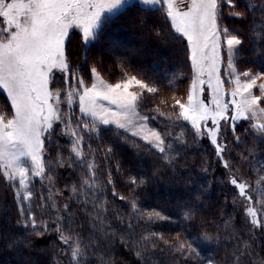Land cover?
<instances>
[{
  "label": "trees",
  "instance_id": "obj_1",
  "mask_svg": "<svg viewBox=\"0 0 264 264\" xmlns=\"http://www.w3.org/2000/svg\"><path fill=\"white\" fill-rule=\"evenodd\" d=\"M244 1L235 0V10L244 12L243 17L229 15L232 9L225 6L219 23L242 41L236 55L239 69L264 73V0ZM66 56L87 82L96 67L108 80L128 72L157 86L159 95L146 94L139 110L171 147L160 153L114 126L98 127L79 133L82 164L70 151L72 141L56 125L44 140L45 175L52 177L65 211L59 214L46 205L40 181L31 186L34 207L25 209L23 216L10 198L0 226V264H242L251 246L249 232L264 258V228L249 229L246 201L229 182L227 168L208 139L198 136L188 122L169 119L173 110L159 103L166 99L171 105L174 95L184 100L192 75L187 42L172 30L165 14L128 5L101 26L88 46L80 34H71ZM57 74L50 82L52 90L61 89ZM0 102L11 116L2 91ZM248 125L240 121L223 142L226 159H247L249 168L242 170L255 179L254 160L264 165V135L252 133ZM88 162L95 165L97 188L83 185ZM154 211L167 219L149 220L147 214ZM28 215L43 235L37 236L31 223H25ZM58 227L71 237L67 244ZM177 237L194 240L196 253L181 254L168 247ZM77 246L82 255L74 262L71 251Z\"/></svg>",
  "mask_w": 264,
  "mask_h": 264
},
{
  "label": "snow or ice",
  "instance_id": "obj_2",
  "mask_svg": "<svg viewBox=\"0 0 264 264\" xmlns=\"http://www.w3.org/2000/svg\"><path fill=\"white\" fill-rule=\"evenodd\" d=\"M141 2L145 5L161 6L159 10L165 13L172 29L187 40L196 73L188 89L186 101L174 95L171 98L174 103L168 105L166 99H161L160 105L173 110L169 119L174 116L177 120L189 122L197 135L206 133L216 148V155L221 157L225 151L218 141L221 121L264 117V107L260 106L264 102V82L257 84L258 80H264V74L237 72L233 58L238 55V46L242 41L219 23L225 6L232 9L229 15L238 18L243 17L244 12L235 10L238 7L235 0ZM126 3L127 0H0V21L3 23L0 26V90L6 93L12 110L10 117L0 111V175L8 181L18 183V200L28 202L33 198V192L29 188L33 177L52 179L50 175H45L42 137L45 133L52 134L53 123L62 119L58 107L60 93L58 90L53 92L49 87L54 69L65 74V83L70 84L67 104L72 105L74 97L78 96L82 116L91 117L93 121L104 125L115 124L117 128L140 135L141 139L160 153H165L166 147H171L165 144L163 134L155 129H148L144 123H138L148 119L137 111L140 102L146 94L159 95L160 89L157 86L128 72L124 73V78L120 81L109 83L103 79L96 67L91 68L92 82L89 86L72 69L65 55V39L70 29H79L84 43L87 44L95 38L96 31L104 20L121 12ZM185 4L186 7H181ZM222 51L226 53L223 75L232 77L228 82L231 87L227 92L225 82L220 78ZM205 73L207 80L202 78ZM204 84L212 90V99L207 104L198 97V91H203L200 86ZM254 89L259 90L258 95L254 93ZM225 95L231 99L225 101ZM103 101L114 105L115 110L106 107ZM229 105L233 106L231 115H228ZM177 108L178 112L175 111ZM156 111L160 112L159 107ZM160 115L165 113L160 112ZM209 120L211 127L208 126ZM77 123H80L79 118ZM251 127L264 134V123L256 122ZM84 129L95 132V123L89 127V122L85 121ZM65 134L74 138L71 153L80 163H85V153L80 147L83 137L72 127L70 120L65 125ZM108 151L111 152V149ZM224 166L229 167L227 163ZM86 167L89 176L83 181V185L97 188L93 179L94 163L88 162ZM259 180L264 181V176ZM108 182L111 183V179ZM229 182L238 189L239 196L248 202L244 211L253 227L264 228V219H257L258 209L252 206V198L248 195L249 185L235 177ZM131 183L138 182L132 179ZM73 192H76V188H73ZM135 207L133 204V208ZM147 218L167 219L158 211L148 213ZM27 222L31 223L37 236L43 235L37 230L38 225L31 215H28L25 223ZM47 230L45 225V231ZM57 231L60 232L62 242L67 244L71 237L66 236L59 227ZM194 243V240L187 242L177 237V242L168 244V247L181 254H192L196 253ZM81 255L79 246L72 248V261H77Z\"/></svg>",
  "mask_w": 264,
  "mask_h": 264
},
{
  "label": "rangeland",
  "instance_id": "obj_3",
  "mask_svg": "<svg viewBox=\"0 0 264 264\" xmlns=\"http://www.w3.org/2000/svg\"><path fill=\"white\" fill-rule=\"evenodd\" d=\"M245 2H246V0L244 1V3ZM134 3L135 4H139V5L147 8V9H157V10H159L160 7H161L160 5H156V6L145 5V4H143L141 2V0H127V3L125 4V7L128 6V5L134 4ZM181 7H186V4L185 5H182ZM159 11H161V10H159ZM116 14H118V13H116ZM116 14H114V15H116ZM105 16H108V14H105ZM165 17H166V15H165ZM108 19L109 18L105 19L104 22L101 24V26ZM168 22H169V24L171 26V22L169 20H168ZM0 26H3L2 21H0ZM101 26L97 29L96 33L99 32ZM73 33L80 34L81 39H82V33H81V31L79 29H77V28L70 29L69 30V35L65 39V46H64L65 47V55H66V44H67V41H68L69 37L71 36V34H73ZM176 34H178V33H176ZM230 34H232V33H230ZM232 35H234V34H232ZM221 40L223 41V37H221ZM82 42H83V44H84L85 47L90 44V42H88L87 44H85L84 41H83V39H82ZM186 42H187V40H186ZM187 46H188V42H187ZM240 46H238V50L240 49ZM188 54H189V62H190V65H191V70H192L191 80H190V83H189V87H190V85L192 83V80H193L194 76L196 75V73H195V71L193 69L192 61L190 59L191 53H190L189 46H188ZM236 57L237 56L235 55L233 59H234V63H235V66L237 68V72L238 73H242L244 71H249V72H251L253 74H255V73H262V72H259V71H251L249 69H239L238 63H237L238 62V59H236ZM219 67L221 69L220 78H221V80H223L225 82V91L227 92V90H229L230 87H231V85L228 82L232 79V77L231 76H225V75H223V71H224V69L226 67V53L223 52V51L221 52V62L219 64ZM58 72H59V74H57ZM54 73L57 74V78L58 79L56 80V83L58 84V86H61V89L52 90L51 87H50V84H49V87H50V89L53 92H55V91L58 90L59 93H60V101H59L58 107L60 109V114H61L62 119L61 120H58V121H55L53 123V129L51 131L54 130V127L56 125H59V127H60L59 132H60V134H62L64 136V138H66L67 140L72 141L74 138L73 137H70L69 135H66L65 134V125L67 123H69V120L71 122L72 127L74 129H76L78 133H80L81 131H87V130L84 129V122L85 121L89 122V127H91V124L92 123H95V127L96 128H98V127L99 128H101V127H108V126H114L115 128H117L115 126V124L104 125V124L99 123L98 121H93L91 117H84V116H82V114L80 113V110H79V98H78V96L74 97L72 105H68L67 104V92L69 91L70 84H66L65 83V74L62 73V72H60V71H58V70H55V69L53 70V72L51 74V79H52V76H53ZM99 73L103 77V79L106 80L109 83H116L117 81H120L122 78H124V75H123V77H121L120 79H117V80H108V79H106L102 75V73L100 71H99ZM262 74H264V73H262ZM137 77L139 79H142L139 76H137ZM202 78L205 79V80H207L208 79L207 73H205V75ZM50 82H51V80H50ZM85 82L89 86L91 85V82H92V74H91V79L89 80V82H87V81H85ZM262 82H264V80H258L257 81V84L262 83ZM200 87L203 88V91L202 92L201 91H198V97H199V99L203 100L207 104L212 99V90L208 88V85L207 84H204V85H202ZM133 90H137L138 91V89H133ZM0 91L3 92V90H0ZM253 91H254L255 94H257V95L259 94V90L258 89H254ZM4 94L6 95V93H4ZM6 97H7V95H6ZM186 98H187V96H186ZM186 98L184 99L185 101H186ZM230 99H231L230 96H228V95H225L224 96V100L225 101H228ZM50 102L51 103H54V104L56 103V101H50ZM102 103L106 107H111V108H113L115 110V106L114 105H109L107 103V101H103ZM260 106L261 107H264V102H262ZM2 108H3V106H2V104L0 102V111L5 112L10 117L9 112L8 111H5ZM137 111L139 112V114L141 116H146L144 113L140 112L139 107H138ZM232 112H233V106L232 105H229L228 115H231ZM78 118L80 120V123L79 124L77 123V119ZM240 121H242V120H239V121H228V122L221 121V133H220V136L218 137V141H219L220 144H222L224 146V149H225V145H224V142H223L224 137L228 133H231L233 131V129L235 128V126ZM245 121H247L249 123L248 126H249L250 130L252 131V133L261 135V133L257 132L255 129H253L251 127V125L253 123H256V122L264 123V117H259L258 116L257 119L245 120ZM138 123H144V124L147 125V128L148 129H155L156 131L160 132L150 122L149 118L147 120H145V121H138ZM208 126L211 127V121L210 120L208 121ZM118 129L121 130V131H123V132H125V133H127V134H130L131 136H134V137H136V138L144 141L143 139H141L140 135H133L131 131H125L124 129H120V128H118ZM133 131H135V129H133ZM47 135H48V133H45V135L42 137L43 145H44L45 137ZM202 135L205 136L208 139V141L210 142V140H209V138H208V136H207L206 133H202V134H200L198 136H202ZM262 135H264V134H262ZM164 139H165V137H164ZM210 144H211V142H210ZM149 145L151 146V144H149ZM212 147L214 148L215 155H216V148H215L214 145H212ZM226 154H227V151L225 150L222 153V156L221 157H218L217 155H216V157H218L221 160V162H222L223 165H225V163H227L229 165V167H227V172H228V178L229 179H232L233 177H235L238 180H242V181L246 182L249 185L248 195L252 198V206L254 208H257L258 209L257 219L259 220V218H261V216L264 219V203H257V201H264V181H260L259 180V178L261 176H264V165L261 164V161H259L257 159L254 160L253 164H254V166H256V170H255V174H254L255 175V179H254L250 175H247L246 174V171H243L242 170V167L249 168V161L247 159L239 157L237 160L235 159V161H230L228 158L226 159ZM42 159L44 160V164H45V151H44V148H43V153H42ZM36 181H40L41 183L44 182L43 183L44 184L43 185V190H44L43 195H45L44 198H46V200H47L46 205L47 206L50 205V207L52 208V210L58 212L59 214H61L63 211H65V202L60 198V195L58 193V190L54 186L53 181L52 180H48V179L43 178V177H33L32 180H31V182H30V184H29V188L31 190H32L31 186ZM252 189H255V191H253ZM17 190H18V183L16 181H8L2 175H0V226L2 225L3 220L6 217L7 204L9 202V199L10 198H11V201L14 200V201H12L13 202V205L15 207H17V210H19V212H21L22 216L25 214L24 213V210L25 209L28 211V210L32 209V206L34 207V205H31V200L28 201V202H23V201L18 200V198L16 197ZM247 203L248 202L246 201V205H247ZM35 209H37L38 211L41 210L39 208H35ZM247 219L250 222L249 217H247ZM253 228L254 227L251 225L249 229L252 231ZM250 234H252V235H250ZM249 235H250V240H251V244H250L251 246H250V248H248V251L246 252V254H245L244 258H243L242 264H264V258L261 257L260 254H258V251H257V248H256V241L254 240L255 239V236L253 235V233H250V232H249Z\"/></svg>",
  "mask_w": 264,
  "mask_h": 264
},
{
  "label": "crops",
  "instance_id": "obj_4",
  "mask_svg": "<svg viewBox=\"0 0 264 264\" xmlns=\"http://www.w3.org/2000/svg\"><path fill=\"white\" fill-rule=\"evenodd\" d=\"M6 96V95H5ZM7 98V97H6ZM8 100V99H7ZM9 102V101H8Z\"/></svg>",
  "mask_w": 264,
  "mask_h": 264
}]
</instances>
